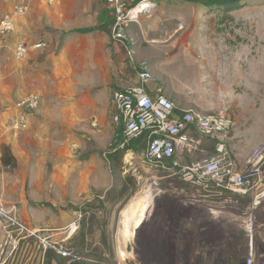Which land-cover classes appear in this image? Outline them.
<instances>
[{
  "label": "rangeland",
  "instance_id": "obj_1",
  "mask_svg": "<svg viewBox=\"0 0 264 264\" xmlns=\"http://www.w3.org/2000/svg\"><path fill=\"white\" fill-rule=\"evenodd\" d=\"M127 1L124 0L125 4ZM197 1L215 0H164L167 19L159 21L160 13L155 12V88L172 91L170 99L179 110L219 113L224 107H232L229 110L234 113L235 127L228 145L237 170H244L248 159L263 155L253 188L246 193L194 188L178 178V171L152 169L145 160V151L124 153L109 164L104 153L120 128L113 123L111 103L114 93L122 90L114 86L119 70H113L111 93L106 102L99 104L106 108L96 110L99 114L104 110L103 118L78 117L82 125L78 128L83 134L74 136L82 142L74 149L56 148L60 144L54 143L53 149L59 151L57 159L54 160L51 150L50 161L44 154L42 162L30 173L21 158L17 173L9 175L8 189H3L0 178V204L14 210L25 223L24 202H30L34 196L39 206L51 207L45 203L49 199L60 203L65 190L71 195L75 181H79L77 175L83 169L76 168L77 160L87 162L95 157L113 183L108 190L102 187L103 183L90 188L92 198L86 205L105 210L99 214V223L86 228L82 255L101 264H264V0H244L234 11ZM25 4L22 0V5ZM20 7L11 15L0 7V20L22 15L25 11L16 13ZM16 46L13 55L1 54L0 63L9 76L14 73L12 80L16 81L17 90L18 86L22 88V69L18 64L23 60L15 56ZM125 55L128 57L127 52ZM13 95L15 101L0 103V127L18 133L25 128L18 127L17 117L24 116L26 110L20 108L24 98L18 91ZM164 95L169 96L168 92ZM216 104L218 107L211 110ZM213 145L209 143L206 150L212 151ZM198 157L196 153L195 158ZM191 162L189 159L188 165ZM89 170L91 165L84 166L82 175ZM99 172L103 178L102 171ZM47 191L49 195L45 198L42 195ZM163 194L177 203H185L189 214L184 219L189 224L138 225L133 232L124 234L125 239H121V225H107L109 218L119 214L135 197L141 200L142 196H154L150 205L157 213L163 208L160 209L162 198H158ZM124 240L129 241L132 255L127 262L121 261L119 255ZM42 252L32 240H20L17 232L0 223V264H42Z\"/></svg>",
  "mask_w": 264,
  "mask_h": 264
},
{
  "label": "crops",
  "instance_id": "obj_2",
  "mask_svg": "<svg viewBox=\"0 0 264 264\" xmlns=\"http://www.w3.org/2000/svg\"><path fill=\"white\" fill-rule=\"evenodd\" d=\"M141 1L143 0H128L125 4L123 0L127 9L133 8ZM153 1L155 6L132 22L127 29V34L135 44V63L147 64L151 70L153 80L148 85L150 94L155 97L168 92V97L172 98V91L169 89L155 88V12L160 13L159 21L167 19L168 13L163 8L164 0ZM21 5L22 0H0L2 12L9 11V15ZM4 6L7 8L4 9ZM27 7L28 9L22 15L13 18V31L5 45L7 47L1 49L3 51L0 50L1 62V54L13 55V48L17 44L29 46L27 55L18 64L22 69V88L18 86L16 90V81L12 80L14 73L9 76L0 63V103L6 105L15 101L13 94L18 91L24 99L29 96L37 97L39 104L33 114L28 115V126L25 129L22 128L23 131L6 132L0 127V158L2 146L8 145L18 160V167L13 173L0 174L4 190L9 188L7 185L10 180L9 175H15L21 166V158L24 159L23 165L29 167L27 169L30 173L36 169L35 166L39 161L42 162L44 154H47V161H50L51 150L54 151V160L57 159L56 155L59 151L53 149L54 143L60 144L56 148L74 149L82 142L74 136L83 134V130L78 128L82 126L78 117L84 115V119L103 118L104 110L102 114L97 113L96 110L104 107L99 104L106 102V97L111 93L114 81L113 70H119L114 86L124 90L137 82L133 63L125 55L126 49L112 40L111 34L95 31L71 35L77 30L99 26L101 14L108 9L104 0H29ZM160 8H163L162 12H159ZM39 43H44L46 46L34 47ZM4 80L8 81V84L4 83ZM224 103L231 104L226 101ZM216 107H218L217 104L213 105L211 110ZM229 108L232 107H224L218 112L234 115ZM212 113L217 112L205 114ZM14 116H16L15 112ZM176 159L185 166L188 165L189 159L191 162L197 158L195 154L185 151L177 153ZM107 161L111 164L108 159ZM97 162V158L91 157L87 162L77 160L78 164L75 161L72 163H75L79 170H83L77 175L79 181H75L74 192L69 195L70 192L65 190L63 201L60 203L49 199L45 200V203L51 207L39 206L34 196L30 202H24V222L31 228L43 231L55 241L65 242L69 248L82 255L84 252L82 244L88 234L86 228L88 225L99 223V214L105 210L104 208L97 210L86 205L85 202H90L92 198L90 188L101 186L103 183L102 187L108 190L113 183L111 175H107L106 168L99 167ZM86 165H91V170L88 174L82 175ZM99 171H102L103 178ZM105 181L108 182L105 183ZM90 185L92 187H89ZM48 193L47 191L46 195L42 196L47 198ZM86 198L88 200H85ZM141 198L140 200L135 197L132 201L130 200L119 214H113L114 216H111L107 222V225H121V233L123 232L121 239L127 231L133 232L138 225H186L187 222L189 224V221L184 219L188 213L184 202L177 203L163 194L158 197L162 198L160 209L163 208L155 213L150 205L154 196ZM69 205L71 208H68ZM22 239L24 238L20 236V240ZM124 243H121L119 255L121 261L127 262L132 255L129 252V241L124 240ZM46 254L42 252L40 255L42 264ZM53 263H56L55 260Z\"/></svg>",
  "mask_w": 264,
  "mask_h": 264
},
{
  "label": "built area",
  "instance_id": "obj_3",
  "mask_svg": "<svg viewBox=\"0 0 264 264\" xmlns=\"http://www.w3.org/2000/svg\"><path fill=\"white\" fill-rule=\"evenodd\" d=\"M25 3L29 0H23ZM112 11L115 23L112 28V40L121 44L133 63L136 84L116 91L111 103L112 120L116 126H123L122 147L147 134V147L144 152L147 164L159 172L178 171V178L187 185L204 190H234L246 193L251 190L258 175V166L263 155L246 161V167L238 171L237 163L228 145L229 135L235 127V116L227 112L212 114L197 110H179L174 101L164 94L153 97L148 85L153 80L147 64L135 63V44L128 36L127 29L142 13L155 6L153 0H143L131 9H127L123 0H105ZM28 9L27 4L16 10L20 14ZM13 30V17L0 20V49H3ZM44 43L34 45L44 48ZM29 46H16L15 56L23 60ZM38 98L29 96L23 99L20 108L25 107V115H19L16 124L19 128L28 126V112L38 107ZM212 143V151H207ZM188 151L198 153L200 157L189 165L183 166L176 159L177 153ZM0 223H4L13 232L24 239L32 240L44 253L51 252L69 263L101 264L69 248L65 242H58L43 231L29 227L17 217L14 210L0 204Z\"/></svg>",
  "mask_w": 264,
  "mask_h": 264
},
{
  "label": "trees",
  "instance_id": "obj_4",
  "mask_svg": "<svg viewBox=\"0 0 264 264\" xmlns=\"http://www.w3.org/2000/svg\"><path fill=\"white\" fill-rule=\"evenodd\" d=\"M244 0H228V1H219L215 0L213 2H206V1H197L202 5L211 6V5H218L219 8L223 9L224 11H234L237 10L241 4V2ZM136 4V2L134 3ZM115 23L114 16L112 14V11L107 9L101 14L99 18V26L92 28V29H83V30H77L71 35L75 34H88L95 31H101L106 32L108 34H111V27H113ZM123 126L121 125L120 128H118L114 134L113 141L111 144L110 149L108 152L105 153V156L111 163H115L121 157L124 153L132 152L136 154L143 153L146 150L147 147V134L142 135L138 139H135L129 143V145H126L122 147L123 138ZM1 172H7V173H13L17 167H18V160L15 157L12 149L8 145L2 146L1 151ZM55 260L56 263H53ZM44 264H85V263H69L67 261H60L58 260L54 254L51 252H47Z\"/></svg>",
  "mask_w": 264,
  "mask_h": 264
}]
</instances>
